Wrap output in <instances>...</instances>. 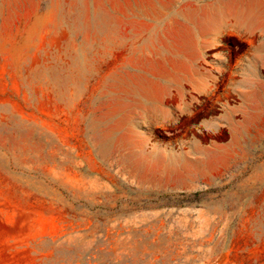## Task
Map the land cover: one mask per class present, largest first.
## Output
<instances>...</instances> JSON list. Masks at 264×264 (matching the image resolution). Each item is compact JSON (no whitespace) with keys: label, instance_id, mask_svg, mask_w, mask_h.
Wrapping results in <instances>:
<instances>
[{"label":"rangeland","instance_id":"rangeland-1","mask_svg":"<svg viewBox=\"0 0 264 264\" xmlns=\"http://www.w3.org/2000/svg\"><path fill=\"white\" fill-rule=\"evenodd\" d=\"M13 249L264 264V0H0V264Z\"/></svg>","mask_w":264,"mask_h":264},{"label":"crops","instance_id":"crops-1","mask_svg":"<svg viewBox=\"0 0 264 264\" xmlns=\"http://www.w3.org/2000/svg\"><path fill=\"white\" fill-rule=\"evenodd\" d=\"M197 1H201V0H197ZM210 5H212L213 6V8L216 6V4H213V3H210ZM216 8V7H215ZM213 10V9H212ZM191 12H196V11H194L193 9L192 10H190ZM218 11V9L217 10H214L213 12L214 13H216ZM207 13H208V15H209V12H211V11H206ZM213 12L212 13H210L211 14V17L209 18V19H212L213 21L215 20V18H214V16H216L217 17V14H220V12H218V13H216V14H213ZM195 14V13H194ZM211 20V21H212ZM212 21V22H213ZM216 22H218V20L216 21ZM197 23V22H196ZM10 256L12 257V264H15V249H13L12 250V252L10 253V251H7V259H8V264H9V261H10Z\"/></svg>","mask_w":264,"mask_h":264},{"label":"bare ground","instance_id":"bare-ground-1","mask_svg":"<svg viewBox=\"0 0 264 264\" xmlns=\"http://www.w3.org/2000/svg\"><path fill=\"white\" fill-rule=\"evenodd\" d=\"M179 2H180V0H179ZM164 4H165V3H164ZM167 4H168V3H167ZM170 5H171V4H170ZM172 5H174V4H172ZM176 5H177V4H176ZM168 8H169V7H168ZM170 11H171V10H170ZM174 11H175V10H174ZM176 11H177V10H176ZM182 11H183V10H182ZM194 13H195V12H191V11H190L189 13H186L187 15H189L190 18H189L188 16L185 15V16H184V20H186V21L189 20V23H191V24L194 23V22H193V21L195 20V19H194V16H195ZM170 14H171V13H170ZM137 20H138V19H137ZM210 20H212V19H210ZM186 21H185V22H186ZM195 22H196V21H195ZM199 22H200V21H199ZM203 22H204V21H203ZM181 23H182V22H181ZM197 23H198V22H197ZM148 24H150V23H148ZM175 24H176V23H175ZM177 25H179V24H177ZM184 25H185V24H184ZM184 25H183V26H184ZM147 26H148V25H147ZM243 83H245V81H244ZM143 115H144V114H143ZM144 119H145V118H144ZM169 162L173 163L171 160H169Z\"/></svg>","mask_w":264,"mask_h":264}]
</instances>
